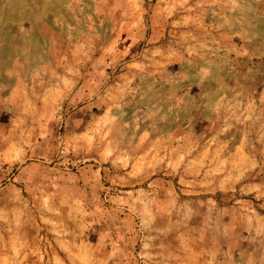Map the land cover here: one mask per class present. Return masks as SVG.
<instances>
[{
	"label": "rangeland",
	"instance_id": "374dc122",
	"mask_svg": "<svg viewBox=\"0 0 264 264\" xmlns=\"http://www.w3.org/2000/svg\"><path fill=\"white\" fill-rule=\"evenodd\" d=\"M0 264H264V0H0Z\"/></svg>",
	"mask_w": 264,
	"mask_h": 264
}]
</instances>
